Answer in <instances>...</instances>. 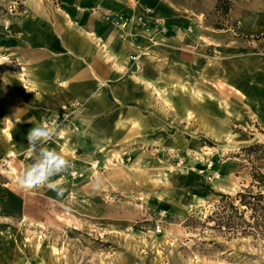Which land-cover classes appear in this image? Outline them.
I'll return each mask as SVG.
<instances>
[{"label":"rangeland","instance_id":"obj_1","mask_svg":"<svg viewBox=\"0 0 264 264\" xmlns=\"http://www.w3.org/2000/svg\"><path fill=\"white\" fill-rule=\"evenodd\" d=\"M176 1L166 0L170 16L150 6L136 14L151 18L147 30L162 36L163 90H129L130 106L102 135L89 134L78 102L34 123L59 117L46 146L72 162L52 178L66 189L62 197L18 185L32 162V128H9V137L0 124V264H264V189L256 213L235 200L247 189L257 193L253 174L264 175V90L243 97L229 85L239 61L258 67L264 60V32L250 29L251 17L264 15V0H232L228 16L217 9L219 0ZM35 2L0 0L5 101L13 93L24 104V66L9 38ZM209 162L219 178H209Z\"/></svg>","mask_w":264,"mask_h":264},{"label":"crops","instance_id":"obj_2","mask_svg":"<svg viewBox=\"0 0 264 264\" xmlns=\"http://www.w3.org/2000/svg\"><path fill=\"white\" fill-rule=\"evenodd\" d=\"M35 3L36 8L29 7L31 12L9 38L10 52L18 54L26 81L21 93L24 104L16 94L11 93L8 101L0 94V124L9 137L10 129L16 134L18 129L33 128L42 116L77 102L89 134L102 135V130L116 129L120 113L130 106L125 100L129 90H163L160 80L166 56L157 48L162 36L147 30L151 18L141 22L136 14L150 6L156 14L170 16L174 10L166 0ZM111 18H119L118 23ZM251 20H255L251 31L264 32V15ZM124 21L129 22L126 28L121 26ZM135 53L140 59L132 62L130 55ZM249 61H239L229 80L230 89L243 97L248 96L247 90H264V60L258 67ZM132 123L143 127L137 119ZM67 130L63 151L69 150V125Z\"/></svg>","mask_w":264,"mask_h":264},{"label":"clouds","instance_id":"obj_3","mask_svg":"<svg viewBox=\"0 0 264 264\" xmlns=\"http://www.w3.org/2000/svg\"><path fill=\"white\" fill-rule=\"evenodd\" d=\"M58 120V116L52 121L45 120L29 130L26 156L32 162L17 177V183L22 189L47 187L56 192L57 197L64 195L66 189L52 178L67 173L72 162L56 148L46 146L58 133Z\"/></svg>","mask_w":264,"mask_h":264},{"label":"trees","instance_id":"obj_4","mask_svg":"<svg viewBox=\"0 0 264 264\" xmlns=\"http://www.w3.org/2000/svg\"><path fill=\"white\" fill-rule=\"evenodd\" d=\"M172 1L177 4L176 0H172ZM232 5H233L232 0H219L217 9L221 11L222 15L228 16L232 8ZM258 38H264V35H258ZM258 147L260 146L249 148V151H252L253 149ZM253 178H254L253 186H256L259 189V191L255 193L251 189L249 190L247 189L245 190V192L239 193L235 200H238L240 204L242 206H246V208L251 207V210L256 213L257 209L261 207L263 200L262 190L264 189V175L253 174ZM247 196L250 198V200L246 199ZM234 202L230 203V206L238 213V208Z\"/></svg>","mask_w":264,"mask_h":264},{"label":"built area","instance_id":"obj_5","mask_svg":"<svg viewBox=\"0 0 264 264\" xmlns=\"http://www.w3.org/2000/svg\"><path fill=\"white\" fill-rule=\"evenodd\" d=\"M150 11L151 10H149V9L145 10V13H147V15H145L146 18L148 17V14L150 13ZM138 19H140L141 22H144V18L143 17H140ZM128 23L129 22L124 21V22H122L121 26L123 28H126L127 25H128ZM139 59H140V54H138V53H135V54L130 55V60L132 62H137ZM208 169H209V178L210 179H215V178L217 179V178H219L220 174L216 170L217 168H216V165L214 164V162H209L207 170Z\"/></svg>","mask_w":264,"mask_h":264},{"label":"bare ground","instance_id":"obj_6","mask_svg":"<svg viewBox=\"0 0 264 264\" xmlns=\"http://www.w3.org/2000/svg\"><path fill=\"white\" fill-rule=\"evenodd\" d=\"M115 58H116V57H115ZM115 58H114V59H115ZM115 62H116V61H115ZM63 107H64V106H63ZM59 128H60V127H59ZM60 132H61V131H60ZM62 134L64 135V138H65V135H67V131H62ZM12 152H13L12 154H16L15 151L12 150ZM206 156H207V155H206ZM225 192H228V191L225 190ZM228 194H230V192H228Z\"/></svg>","mask_w":264,"mask_h":264}]
</instances>
